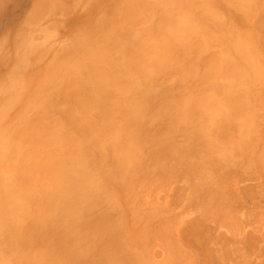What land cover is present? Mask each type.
I'll return each instance as SVG.
<instances>
[{
	"label": "bare ground",
	"instance_id": "obj_1",
	"mask_svg": "<svg viewBox=\"0 0 264 264\" xmlns=\"http://www.w3.org/2000/svg\"><path fill=\"white\" fill-rule=\"evenodd\" d=\"M234 3L241 4L238 5L241 6V8L234 7L237 10H232V8L230 9V6ZM214 4L220 7L222 6L227 12L228 16H230L232 20H234L238 24H241L242 26H246L248 24V20H250V23H252L250 16L251 18L255 17L254 19L256 20V17L259 15L257 18L258 22L255 21L258 26L256 27L254 24L256 28L253 27L254 29H251L257 30L258 27L261 26L259 29L261 30L262 28V30H264V27H262L264 26V12H261L264 11L262 10L264 6H261L264 5V0H0V264H153L154 262L150 263V260L146 257V259L143 260L144 256L140 255L141 252H139V254L135 253L138 248L136 247V249L134 245H132L133 243L131 244V241L128 240L123 234L126 230H123L125 225H123L124 227L122 228V223L124 224L125 222L121 223V221L119 220L116 221L115 219H110V216H113L114 214L112 212L113 209H111L112 213H110L109 205L107 208V204H105V202L107 200L108 202L110 201V196L112 197L113 192L108 189L105 183L102 182L101 184V182H98L100 172L104 170V173L108 171H110L111 173L113 172L112 167L124 166L126 165L128 160L131 159V162H134L133 164L136 170H139L140 174L143 175V178L152 176L149 173L152 174V172H154L157 173V177L158 173H160L159 175L161 178L165 177L166 179H168V177H166L168 174L166 173L170 170L172 172L176 170L175 172L178 171L177 173L179 174V176L178 174H176V176L174 175L175 173H171L173 175H170L172 179L174 176L179 177L180 179V175H184V177H181L182 179L185 178V176H188L187 179L191 176L190 178H192V180L188 179L187 181V179H185L186 182H188V184L192 183L194 184V186L195 184H197V187H192V184H190L191 187L189 186V193H191L193 190L194 192L192 193H199L201 192L200 190H203L202 192L207 191L208 193L206 192V195H208L210 192L217 193L221 190V188H223L226 181L233 180L230 176L228 177L227 175V177L229 178L228 179L226 175L223 174L225 172L224 168H226V174L230 173V175H232L233 177V172L235 170H241V168L238 169L239 167L236 164L241 166L243 164L246 165L253 162L252 158L249 160L252 155H249L248 158V155H246L245 153L248 152L249 154L250 148L253 145L255 146V143L259 142L258 140L261 137L257 134V136L260 138L256 139L257 141L254 138L257 137L256 133L258 132V127H256L255 129V135L250 134V131L248 130L247 131L249 132V134L245 132V127L250 125L248 123H250L253 118H257L255 115H253V113L248 112L250 110L248 108V105L250 104L246 103L248 99L246 100V102L243 101L246 99V97L243 99V95L245 93L243 92V90L242 94L241 90L245 89V86L244 88L238 86L240 85V82L242 83L244 81V79L247 80L246 78H244L246 77V75H244L242 68H238L239 63L236 59L235 61L231 55H229L230 59H232L231 62L233 63L234 60V62H236L234 63V65L237 64L236 66H234L233 64L231 65V63L229 66H227L228 61H230L228 60L229 56H226V59L223 53L222 55L225 58H223V60L228 61L222 62L223 60L220 57L222 56L221 53H219L220 56H217V52L221 51L220 49L222 48H220L219 50L216 49L217 55L215 56L213 54V51H211L213 58L216 56L218 58L220 57L219 59H221L222 61H219L220 65L221 62L223 63L222 67L218 64V59V63L216 65V60L214 61L215 58L213 59L212 55L210 56V54H207V56H205V54L204 57L206 58L204 60V57L202 56L203 53L201 51L202 49L198 48L201 44H203V46H207L204 43H199L200 40L201 42H206V39H203L205 36L204 34H206L204 33V26H206V23L214 25L221 23V18H218V20L213 15L216 12V16L219 17V15H217V9L213 11L211 10L212 13L209 12V9H211ZM244 4L246 5L243 7ZM204 5H209L212 7H207L209 11H204ZM231 7H233V5ZM257 9L261 10H259V12H256L258 11ZM208 14H210L212 18L214 17V22L209 21L211 17ZM251 14H253V17ZM260 16L261 20H259ZM218 26L219 24L217 25V27ZM219 29L220 31L224 30H221V26ZM196 30H200V33L198 31L196 32ZM252 30L248 29L247 31L250 33ZM256 30L252 32L255 33ZM245 31L246 30H244V32ZM258 31L259 30H257V33H255L256 35H252L256 37L259 33ZM226 32H228V30ZM197 33L199 34L197 35ZM222 34L224 35V32ZM246 34L249 35V38L251 37V34ZM202 35L204 36L202 37ZM262 35L263 34H261V36ZM196 36H200V39ZM215 36L217 38L220 37H218L217 35ZM194 37H196L197 39ZM262 37V39H264V35ZM192 38L193 40L191 41ZM253 38L254 37L249 39H252L251 44L254 43ZM196 40H199V44ZM246 40L247 39H245V42ZM213 41H210V43H213ZM194 42L199 45L197 49ZM256 42L258 41L256 40ZM256 42L255 45H258L259 43L256 44ZM259 42L262 43V41ZM248 43H250V41ZM224 45L226 44L224 43ZM203 46L201 45L200 47ZM260 46H262V44ZM254 47L258 48L259 45ZM193 48H195L196 50ZM206 48L210 49V47H204L203 49ZM263 48L261 47L260 49L264 50ZM256 50L258 51V49ZM193 51H195L194 53L199 54L196 55L193 53ZM203 51L205 53V50ZM191 53L192 57L190 56ZM200 53L202 54L200 55ZM225 54L228 55L227 53ZM193 55L196 61H199L197 59L199 55L201 57H199V59L202 60L200 61V64H198L200 67L195 64L198 68L196 69V71L192 68L195 67L194 64H192L193 66L187 65L190 64V62H193L188 61L190 60V58H193ZM209 58H211L213 61H210ZM182 61L184 62V64L181 63ZM205 61L206 63L208 61L209 62L207 64H204ZM180 63L182 66L180 65ZM201 65H205V67L207 65L209 66L207 69V67L205 68L203 66L201 68ZM176 66L178 67L176 68L177 71L175 70L176 74H174V69ZM180 67H183L182 72H178V69H180ZM200 68L201 70H203L201 71L202 75L199 74ZM203 68L206 72H204ZM171 69L173 70V72H166L167 70L172 71ZM230 69H234L236 71V74L233 73L235 71L232 70L231 72ZM157 72L160 73L158 74ZM183 72L184 74L187 73V75L185 76L184 74H182ZM153 73L158 76L155 77ZM166 73L167 75L168 73L170 75L171 73H173L172 75L179 76V79L176 77L177 88L179 87L178 82H186L185 84L180 83L181 89L186 88V91L187 83L190 85L195 79L196 85H194V83L193 86L191 85L190 87L187 85L190 89L193 87L194 89L192 88L193 90H191L195 91V93H197V91L199 92L200 90L203 91L204 89L206 91L207 89L205 86L207 83L208 87H210L211 84L210 88L214 91L209 90L208 88L210 93H204H207V95H204L203 93H197L196 95L192 93L188 88V90L190 91L189 96V91H186L185 93V91H183V89H179V87L178 89L179 91H181L180 93L179 91H175L178 89L174 85L175 81H172L173 76L171 78V76L168 75L170 76V79H166ZM189 73H191L192 75ZM150 74H153L152 76H154V78L151 77L152 79H154L151 82L148 80L150 79L148 77ZM163 75H165L166 77H162ZM188 75L190 76V78L188 77ZM195 75H200L199 79L201 80L202 78V80L204 81L202 82L197 79L196 82L197 76ZM260 75H262V79H264V73L261 74L260 72L259 77H261ZM191 76L194 77V79ZM160 77L161 80L159 79ZM186 77L191 81L189 80V82H187L188 80ZM155 78H158L160 81L156 80ZM213 78H216L217 81H215L216 79L212 80ZM219 79H222L221 82L225 80L227 83L225 81L221 83ZM232 79H234V81H232ZM237 79H239V81ZM142 80H144L145 83ZM146 80H148V83L146 82ZM162 80L164 81L161 82ZM167 80H170L171 83L174 82V84L172 83L171 85L170 83H168L170 84L168 85ZM211 80L215 82L210 83ZM236 80L237 82H239V84H236ZM158 81L159 84L163 85V87L165 88H163L161 85L159 87V84L157 83ZM218 81L220 83H218ZM153 82H155L153 85H155L156 87L151 86L149 88L147 84L149 85V83L152 84ZM201 82H206V84L204 83V85ZM165 83L168 86H166ZM197 83L201 84L198 85ZM219 84H222V86H220ZM197 85L199 87L202 85V87H200V90ZM203 85L205 87L204 89H202ZM73 86L75 87L73 88ZM116 86L118 87L115 88ZM169 87H172L173 90ZM196 88L197 91L195 90ZM69 89L72 90L69 91ZM115 90H118L120 92L123 91L122 93H128L129 97H125L127 96V94H123L122 97L125 98H119L118 100V94ZM130 90H134V92L136 90L135 94L133 92L129 95ZM182 91L185 93V96H183ZM254 91H256V89H254ZM137 92H139L140 94H138ZM177 92H179V94H177ZM247 93L248 92H246L245 96L247 95ZM131 94L134 95L132 96ZM192 94H194L195 96ZM186 95L187 99H185ZM130 96H132V98ZM188 96L190 97V99L188 98ZM245 103L248 107L245 105ZM255 107H257V105H255ZM263 108L264 107H261L262 111H264ZM247 109L249 110L247 111ZM115 111L119 112V115L121 116L120 121H118L116 117H114L116 113ZM148 111L150 112L148 113ZM250 111H252V109ZM255 111L256 110H254V112ZM153 113H155V115L157 114V116L154 117ZM244 113H248V119L244 118ZM147 114H150V116H152L153 118H147ZM258 115L259 114H257V116ZM261 115L262 114L260 113V116ZM248 116L246 115V117ZM251 116L254 117L252 118ZM149 118H152V120H154V123L149 120ZM254 119L252 121H259L258 119ZM148 121H151L150 123H152V128L151 124L148 123ZM155 122L158 124L155 129H163L162 131L160 130L161 132L158 131L159 134H154L156 132V130L154 129V125L156 126ZM236 122H238L241 127H239ZM235 123L237 125V132L239 128L241 131V134L237 133V135L239 134L238 139L234 138V135L236 134L231 133V131H233V127H235L233 126V124L235 125ZM159 124H163V128L161 125V128H159ZM148 127L149 129H147ZM150 128L152 130L154 129L155 132H152ZM248 129L250 130L253 128L248 127ZM147 130H149V132L154 135H151L150 133L148 134ZM253 132L251 130V133ZM183 133L186 134L188 141L184 138H181ZM245 135L254 136V139L251 136L248 138L249 140L250 138L255 140L254 144H252L253 141H249L248 139H246ZM178 137L179 141L176 142L174 139ZM183 139L188 142L187 145H185L186 142H184ZM147 140L149 142H147ZM182 140L184 143L180 142ZM146 142L150 144V148H153L152 150L149 149L150 151L146 150L149 153H145L146 156L150 154L151 160H149V157L148 159H146L149 160V162L152 161L151 164L153 168L148 167L149 164L148 166H146L145 163L143 165V161L140 158L142 157V155L143 158L146 157L144 153H142L141 155L136 154V150L139 147L141 148V145L144 143L146 146ZM219 142H221L222 144H219ZM249 142H251V144ZM152 144L157 148L154 149L155 146L152 147ZM190 144L193 145L190 146ZM262 145L263 143L261 142V146ZM253 147L251 149H253ZM255 148L256 146L254 147V150ZM137 155H140V158ZM262 157L264 158V156ZM247 159L248 162L246 161ZM259 161H261V159ZM235 165L238 168H235ZM231 168L232 170L234 168L232 174L231 172H229L231 171ZM198 169L199 171H197ZM203 169H207V171H204ZM179 170H182L184 174L182 173V171H180V174ZM200 170L204 171L203 173H211L207 174L208 177L204 174L208 178H206L207 181H204L205 176L203 175V173H200ZM195 171L197 172V174L200 173L199 176L195 175ZM221 171L223 173H221ZM214 173H217V176ZM247 173L250 174V172L248 171ZM253 173L251 175H253ZM108 174L106 173L107 177ZM201 174L203 177L201 176ZM213 174L215 175V177ZM223 175H225V178H222ZM237 175H239V173ZM113 176L116 178L115 175ZM200 176L203 178V180ZM109 177L111 178V174ZM197 177L200 180H197ZM218 177L222 180H226L227 178L226 181L223 180L224 182H222V187H219V185L222 183L221 180H217ZM238 177H240V175ZM127 179L131 181V179ZM189 180L191 181L189 182ZM194 180L196 183H193ZM175 181L176 178L172 182ZM218 181L220 182L218 183ZM231 181H228V183L231 184ZM211 182L214 183V186H216L215 188H211L212 186H209L212 185ZM205 184L206 187L200 188V186H205ZM235 185L237 188V182H235ZM208 186L209 190L214 189L215 191H209ZM227 186L226 189H229V187L227 188ZM233 186H230V189ZM248 187L249 186L245 187L247 188L245 189L246 191L248 190ZM184 188L185 187L183 186V190ZM254 188L255 185L251 189ZM223 189L225 190V186ZM223 189L221 190L222 192H218L217 195H224L225 193L228 194V191H224ZM233 189L234 187L232 188V190ZM126 190H128V188ZM180 190L178 188L179 192H183L181 188ZM239 190L240 189H238V191ZM245 190L243 192H245ZM97 192L98 194H96ZM182 194L181 196H183ZM249 194L247 198H250L253 195L251 193V195L249 196ZM193 195L194 194H191V196ZM235 195H227L226 197L230 198L233 196L235 199ZM243 195L244 194H242V196ZM254 195H258V192ZM103 196H105L106 199H109H105V201ZM184 196L186 197V194ZM213 196L215 195L212 194L211 196H209L207 201H205L206 199H204L203 197L199 198V200L202 199L201 201H203V203L200 201L199 205H193H198L201 207H199L201 210H197V213L201 211V215L205 213L217 219L221 217L224 218L225 214H230V216H232L231 212H237L236 209L234 211H231L233 207L230 208V203H234L232 201L233 197L230 198V202L228 201L229 198L227 199L229 203L227 205V203H222L223 199H219L221 200V204L217 202L219 200L215 201L216 203L210 201L209 199L211 197V199H213ZM237 196L239 197L238 194ZM195 197L196 196L194 195L193 197H191V199ZM197 197H199V195ZM175 198L176 197H174V199ZM179 198H176L175 200L178 199L179 202ZM187 198L189 197H186L185 200H188ZM182 199H180V202ZM195 199L193 200L197 202L198 199ZM236 199V202H238V200H240V197L239 199ZM103 200L105 201L104 203ZM161 200L163 199L161 198ZM173 200L171 199L170 203ZM209 202H212L213 206L215 204V207L217 203L220 207L222 206V204L227 205L226 207L228 208H224L225 206H222L223 210H221L225 214L223 212L219 213L217 210L213 212L214 210L212 209H214V207L212 206V203H210L211 205L209 206H212L213 208L207 206ZM224 202L226 201L224 200ZM249 202L245 203L247 205V208H249ZM110 203L113 202L110 201ZM159 204L158 206L155 205L154 209L158 208L160 206ZM203 204L207 205L204 206ZM96 206H100L106 212H104L100 207H98L100 208V210L95 209ZM233 206L236 207V205ZM151 207L153 206L151 205L150 209ZM168 207L169 206H166V208ZM220 207L218 208L221 209ZM117 208L119 207L117 206ZM197 208L198 207H196V209ZM208 208L212 209L209 210ZM240 208L242 209V207ZM92 209L94 210V212ZM207 209L210 212H213V214L211 215L207 213ZM225 209L228 210L227 213ZM91 210L94 214L99 213V215L95 214V216L94 214H92ZM96 210H102L101 212L103 213L98 211L95 212ZM107 210L109 216L107 215ZM184 210L186 211V209ZM229 210L231 212H229ZM158 211L156 214L159 216L160 213ZM164 211L162 212L165 213L166 211ZM244 211L245 210H243V212ZM249 211L250 210L246 212ZM154 212L156 211L154 210ZM216 212L218 213V217L214 216L216 215L214 214ZM253 213L255 214V212ZM219 214H221L220 217ZM238 214L236 215L237 217L234 216L235 214L233 215V217L237 219ZM254 214L251 215L250 212L248 217L250 218V215L254 216ZM157 215H155L154 217L156 218ZM163 216L165 218L167 217L164 214ZM163 216H161L160 218H163ZM230 216H226L227 222L229 218L231 219ZM114 218L116 217L114 216ZM165 218H163V220ZM204 218L200 219L203 220ZM246 218L245 222H247ZM168 219L169 221L171 220L169 217ZM200 219L196 218L197 221H199ZM155 220H152L150 224H152ZM196 220H194L193 218V220L190 219L188 222L192 221L193 225H191L194 226V222H196L195 225L198 223ZM213 220L215 221V219ZM241 220L242 218L239 221ZM164 221L165 222L162 221V224L165 223L163 225L169 227L165 228L166 230H164L167 232L170 229L171 232L172 230L170 224L172 220L170 222L168 221V225L166 224V220ZM222 221H224V219H221L220 223H222ZM157 222H159L160 224V221ZM206 222L207 221H205V224ZM229 222L234 221L232 220ZM229 222L226 224L227 226H230L232 224L231 223L229 225ZM220 223L217 224L220 225ZM224 223L225 222H223V224ZM236 223H238V225H241L238 221ZM199 224L201 226V223H198L197 225L199 226ZM139 225L141 226V224ZM187 225L188 227H190L189 224L184 225L185 229L183 232H193V229L191 228L192 226L188 228ZM232 225L235 224L233 223ZM157 226L158 224L156 225V227ZM200 226L199 228H203ZM231 227L235 228L237 226H230V229ZM240 227H242V225ZM162 228L163 227L159 229ZM122 230L123 233H121ZM195 230L196 232L191 233L193 237L191 236V234L187 233L188 237L186 238L185 234L184 237L188 240V242L189 240H192V238L195 241H191L189 242V244L187 242L188 245H186L189 246L190 243L191 245L192 243H199L197 244L198 248L194 247L195 250L197 248V251L201 250L200 247L202 246L204 248L205 243H207V246L209 247L210 245L207 240H209L211 235L206 240V236L200 235V233L203 230L201 234H206L210 229H206L207 231L205 232V228L197 230L196 226V229H194V231ZM233 231L235 232L237 231V229H233ZM233 231L231 232L233 233ZM221 232L223 231H220V233ZM153 233L155 234V232ZM195 233H199V237L197 235V237L194 238V236H196ZM220 233L218 232V236H220V238H217V235L214 233L215 238L218 239V242L221 241L219 239L223 238V241H221V243H225V240L228 237H224L225 233L223 234V237H221V235H219ZM238 233H240V231ZM252 233L253 232H251L250 234L253 235ZM120 234L121 236L119 237ZM166 234L168 235V232ZM206 235L208 236L209 233ZM241 235L239 236L241 237ZM122 236L125 238H123ZM169 236L171 237L172 234L166 236L170 240L171 238ZM173 236L172 240H175ZM179 236L181 237L182 235ZM234 236L233 241L235 239L237 240V238ZM189 237L192 238L190 239ZM201 237L202 239H204L205 237V240H202ZM128 238L130 239V237ZM161 238L160 240H162ZM185 238L184 240H182L183 244L186 243ZM217 239H213L212 237L211 240L210 238V244H212V242L215 240L216 246L218 248H220L221 246L220 249L225 248V252L233 248L232 245L230 248H227L229 247L227 245L225 247H222L223 245H221L220 242V246H218L219 244H217ZM169 240L167 241L169 242ZM252 240L250 241L249 239H247V241H250V243L252 242ZM203 241L204 245L201 244L203 243ZM241 241L242 240H239V243L238 241L234 242L242 244L243 241ZM141 243L143 244V242ZM170 243L172 242H169V245L171 246ZM214 243L213 245H215ZM257 243L259 244V242ZM166 244L167 242H165L164 245ZM172 244H175V242ZM245 244L247 245V243ZM213 245H211L212 250L214 249V247H212ZM228 245L230 244L228 243ZM172 246L174 247V251L175 249H178L177 245L176 247L175 245ZM207 246H205V248L209 249L210 247L208 248ZM248 246H250V244ZM173 247H170L169 251H171ZM217 247H215V249L213 250V252L216 250L218 254L217 257L216 254H212L214 257H216V259H219L218 257L221 258V256L225 257L223 255L226 254V258L230 259L231 255L235 256L234 254L242 252L240 251V249L238 250V248L234 246L235 249L233 248L231 253L236 251L235 253L228 255V253H223L221 250V253H223L222 255L220 254V249H217ZM7 248L10 252L9 255L6 254ZM211 248L209 249L210 252L207 251V253H212ZM251 249H253V247H251ZM178 250L175 251V254H172L176 255L178 253ZM197 251L195 253H197ZM204 251L205 249L203 250V253ZM201 252L202 251L198 252L195 255V260H198L199 256L197 255L199 253L203 255V253ZM207 253L205 252V254ZM180 254H182L183 256V252H181ZM237 254L235 256V259L233 258L234 260H236ZM212 255H203V258L204 256L209 258L212 257ZM242 255L245 256L246 254L243 253ZM177 256L174 257L177 258ZM246 256L248 257L249 255ZM262 256H264V254ZM214 257L211 258L213 263L210 258L206 259V261H211V264L217 263L216 261H218L217 264H219L220 262H222L221 260H224V262L225 260L229 261L226 258L216 260ZM242 257H238L239 261L244 258ZM181 258L182 257L180 255V258L178 257V259H175V262L177 260L179 262ZM248 258H246L245 260H247ZM185 259L186 258L184 257V260ZM251 259H249V261H252ZM146 260H148L149 262H146ZM257 261L258 260H256L255 262ZM175 262L173 263L175 264ZM236 262L238 261L236 260ZM239 263L243 264L242 262ZM200 264H202V262ZM205 264H210V262H206ZM250 264H252V262Z\"/></svg>",
	"mask_w": 264,
	"mask_h": 264
},
{
	"label": "rangeland",
	"instance_id": "obj_2",
	"mask_svg": "<svg viewBox=\"0 0 264 264\" xmlns=\"http://www.w3.org/2000/svg\"><path fill=\"white\" fill-rule=\"evenodd\" d=\"M236 3H234V4H232L233 5V7H231L230 6V9L232 8V10L234 9V10H237V9H235L236 7H240L241 8V6H238V5H241V4H236ZM246 4H244L243 5V7L245 6ZM262 7L264 6V5H261ZM211 8L212 6H206V5H204V11H206V10H208V8ZM235 7V8H234ZM242 7V8H243ZM219 8V9H218ZM217 9V10H216ZM210 10V11H209ZM208 11L209 12H211L212 13V11L213 10H216L217 11V15H219V17L218 16H216V12L213 14L214 15V17H216L217 19L218 18H221V23H218L219 24V26L217 27V25L218 24H216V25H214V24H210V23H206V26H204V33H206V34H204V35H202V37L204 36V38L203 39H206L205 41L206 42H204V41H202L201 42V40L199 41V40H196L197 41V43H198V41H199V43L201 44V43H204V44H206L207 46H203V44H201L203 47H200L199 45H197L195 42H194V44L196 45V49H197V47L199 48V49H202L201 51H202V53H200V55L202 54V56L204 57V55L205 56H207V54H210V56L212 55V53H211V51H213V54H214V56L215 55H217V53H218V55L217 56H220V54L219 53H221V55H222V53H223V55L225 56V58L227 59V57L229 56V55H231L233 58H234V60L236 59L237 60V62L240 64H238V68H242V70H243V73H244V75H246V77H244V78H246L247 80H245L244 79V81L241 83L240 82V85H238L239 87H243L244 88V86H245V89H240L241 90V92L243 91L245 94H246V92H248L247 93V95L245 96V94L243 95V99L246 97V99L245 100H243L244 102H246V100L248 99V101H250V102H246V103H248V104H250V105H248L247 106V104L245 103V105L251 110L252 109V111H250L249 109H247V111L248 112H251V113H253V115H255L257 118H255L256 120L258 119L259 121H252L254 118V116L252 117V118H250V119H252L251 121H250V123H248V124H250L249 126H246L245 128V132L247 133V134H249V132L248 131H250V134H254L255 135V133H256V127H258L257 129H258V132L256 133V136H257V134L261 137H254V136H251L252 138L254 137L255 138V140L256 139H258V138H260L258 141L259 142H257V143H255L256 145V148H255V150H254V147H253V149H251L250 148V150H249V154H248V152H246L245 154L246 155H248V158H249V155L251 156L252 155V157H250L249 158V160L252 158V163H248V164H243V165H238V164H236L235 166V168H238V169H240L241 168V170L239 171L238 169V171H234V168H233V170H232V168H231V171H229V172H231V174H232V171H234L233 173H234V176L232 177V175H230V173L229 174H226V168H224V173L221 171V173H223V174H225L226 175V177H227V175H228V177L230 176L233 180V183H232V181L231 180H228V181H231L230 183L231 184H229L228 183V181H226L227 180V178H226V180L225 179H223L224 181H226L225 183H227L228 184V186H227V184H225L224 183V186H225V190L226 191H228V194H226L224 191V186H223V183L222 182H224L222 179H219V177L217 178V180L219 179V180H221V183L222 184H220L219 185V187L222 185L223 186V188H221V190L223 189L224 191V193L226 194V196L227 195H232L233 194V196L235 195V199L236 198H238L239 199V197H240V200H238V202H236V200L234 199V197H233V199H232V201L234 202V203H230V208H232L231 209V211L233 210H237V212H235V213H233V212H231L230 210H229V212H231V214H232V216H230V214L229 215H227V214H225L223 211H221V210H223V207L222 206H225L224 208H228V207H226L229 203H228V201L229 200H231L230 198H232V197H226L225 196V194L224 195H222V194H219V195H217V193L218 192H222L221 190L220 191H218L217 193L216 192H210L208 195H206V192L204 191V192H202L203 190H200L201 192H197V193H192V192H194V190L191 192V193H189L190 192V187H191V185L190 184H192V183H190V184H188V182H186V180L185 179H187V177L185 176V178H181L182 176L184 177V175H180L181 177H180V179H179V177H176L177 175L176 174H178L177 172H175L174 170V172H172L171 170L169 171V172H165L166 174H168L166 177H168V179H166L165 177H160V173H158V177H157V173H154V172H152V174L151 173H149L150 175H152V176H149L148 178H146V177H144L143 178V175H141L140 174V172H139V170L137 171L136 170V168H135V166H134V162H131V159H129L128 160V162L126 163V165H124V166H114V167H112V170H113V172H111L110 173V171H108V172H106L107 174H108V177H107V175H106V173H104L105 171L104 170H102V172H100V175H99V177H98V182H101V184H102V182L103 183H105V185H107V187H108V189L111 191V192H113V194H112V197L110 196V201L111 202H113V203H110V201L108 202V200L107 199H109V198H105V196H103V198H104V200L106 201H104L103 200V203L105 202V204H107L106 206H107V208H108V205H109V212L110 213H114L113 214V216H110V219H112V220H116V221H121V223L122 222H125L124 224L122 223V228L124 227L123 225H125V227H124V229L123 230H126V231H124V233H123V230L121 231V233H123L124 235H125V237L128 239V240H130L131 241V244L132 245H134V247L137 249V251L135 252V253H137V254H139V252H141L140 253V255L141 256H144V258H143V260H145L146 258L147 259H149L150 260V263L152 262H154L153 264H174L173 262H175V259H178V257L180 258V255H181V260H179V262H178V260L175 262V264L177 263V264H200L201 262H202V264H205L206 262H210V264H211V258H213L214 256V254H216V257H217V252H216V250L213 252V250L215 249V247H217L216 246V241H215V243H214V241L212 242V244H210V238H211V240H212V237H213V239H217L218 237L220 238V236H218V232L220 233V231H223V232H221L219 235H221V237H223V234L225 235L224 237L225 238H227L226 240H225V243H221V241H223L222 239H219V240H221V241H219L220 243H221V245H223L222 247H225L226 245L227 246H229V247H227V248H230L231 247V245L233 246V248L235 249V247L236 248H238V250L240 249V251H242L243 253H245L246 255H249L248 257L246 256V258H248L247 260H245L246 258H245V256H243L242 254V252H239L238 254L239 255H241V256H239L237 253V258H236V260L238 261V262H236V260H234L235 259V256H236V254H234L235 256H232L231 254H233V253H235V252H232L231 253V251H232V249L230 250L229 249V251L227 250L226 252L224 251L225 250V248H223V249H220L221 248V246H220V244H219V242H218V239H217V244H219L218 246H220V248H218L217 247V249H220V254H222L223 255V253L225 252V253H228V255H231L230 256V259H228V258H226V256H227V254L226 255H223V256H225V257H222L221 256V258L223 259H228L229 261H227V260H225V262H224V260H221V258L220 257H218L219 259H216V257H214L216 260H221L222 262H220L221 264H230V263H232V264H234V263H236V264H240L239 262H242L243 264H244V261H245V264L246 263H248V264H250L251 262H252V264H264V256H262L263 254H264V250H263V248H264V241H262V240H264V158L262 157V156H264V152H263V149H264V114H263V112L264 111H262V109H261V107H264V79H262V75H260L261 77H259V74H260V72H261V74H263L264 73V50H261L260 48L262 47L263 48V40L264 39H262L263 37V35H264V30H262V28H261V30L259 29L261 26H259L258 27V29L257 30H259L258 32V35L255 37V36H253L252 34H255V33H257V30H256V32L255 33H253L252 31H255V30H252L251 28H256L257 26H258V24L256 23V22H258L257 20V18H258V16L256 17V20L254 19V18H251V16H250V19H251V21H252V23H250V20H248V24L246 25V26H242L241 24H238V23H236L234 20H232L231 18H230V16H228V14H227V12L225 11V9L221 6H217V5H215L214 4V6L211 8V9H209ZM212 10V11H211ZM221 10V11H220ZM258 10V9H257ZM259 10H261V9H259ZM259 10L258 11H256V12H259ZM262 10H264V8L262 9ZM261 12H264V11H261ZM260 12V13H261ZM207 13V12H206ZM210 13V14H211ZM210 14H208L210 17H211V19L209 20V21H211V22H214L213 20H214V17L212 18V16L210 15ZM223 14H225V15H223ZM257 14H259V13H257ZM252 15V17H253V14H251ZM262 15V14H261ZM224 18H226V19H224ZM253 19V20H252ZM219 20V19H218ZM259 20H261V16L259 17ZM217 21V20H216ZM256 21V22H255ZM231 23V24H230ZM226 24V25H225ZM254 24H255V26H254ZM249 25H251V26H249ZM210 26V27H209ZM212 26H214V27H212ZM220 26H221V30L222 29H224V30H222V31H220ZM231 26V27H230ZM218 29H217V28ZM227 27V28H226ZM237 27V28H236ZM262 27H264V26H262ZM207 28H210V29H207ZM216 28V29H215ZM226 28V29H225ZM234 28V29H233ZM253 28V29H254ZM215 29V30H214ZM239 29V30H238ZM242 29V30H241ZM252 30L250 33L247 31V30ZM211 30V31H210ZM228 30V32H226ZM244 30H246L245 32L246 33H248V34H251V37L250 38H252V37H254L253 39L255 40H253V42L254 43H252L251 44V41H252V39L251 40H249L250 38H249V35H247L245 32H244ZM198 30H196V32H197ZM234 31V32H233ZM199 33H200V30L198 31ZM210 32H212V33H210ZM224 32V35L222 34ZM237 32V33H236ZM240 32H241V34H240ZM199 33H197V35L199 34ZM215 33V34H214ZM230 33V34H229ZM263 34L262 36H261V34ZM238 34V35H237ZM196 35V34H195ZM214 35V36H213ZM215 35H217L219 38H217ZM224 37H223V36ZM226 35V36H225ZM256 35V34H255ZM201 36V35H200ZM200 36L198 37V36H196L197 38H199L200 39ZM222 36V37H221ZM240 36H244L243 38L242 37H240ZM260 36V37H259ZM196 37H194V38H196ZM215 37H216V39H215ZM226 37V38H225ZM234 37H236V38H234ZM196 38V39H197ZM224 38V39H223ZM234 38V39H233ZM256 38V39H255ZM215 39V40H214ZM218 39H220V40H218ZM226 39H227V42H226ZM230 39H232V40H230ZM245 39H247L246 40V42H245ZM262 39V40H261ZM193 40V38L191 39V41ZM214 40V41H213ZM236 40V41H235ZM256 40L258 41V42H256ZM210 41L212 42L213 41V43H210ZM220 43H218V42ZM235 41V42H234ZM250 41V43H248ZM259 41H262V43L261 42H259ZM217 42V43H216ZM230 42V43H229ZM238 42V43H237ZM243 44H242V43ZM255 42H256V44L257 43H259L258 45H259V47L258 48H255L254 46H258V45H255ZM192 43V42H191ZM198 43V44H199ZM224 43L226 44V45H224ZM237 43V44H236ZM246 43V44H245ZM262 44V46H260L261 44ZM213 44V45H212ZM232 44V45H231ZM194 45V46H195ZM212 45V46H211ZM221 45V46H220ZM240 45H242V46H240ZM214 46H215V48H214ZM220 46V47H219ZM240 46V47H239ZM204 47H210V49H203ZM213 47V48H212ZM227 47V48H226ZM212 48V49H211ZM220 48H222V49H220ZM238 48V49H237ZM193 49H195V48H193ZM195 49V50H196ZM198 49V50H199ZM216 49H220L221 51H219V52H217L216 53ZM226 49H227V51H226ZM228 49H230V50H228ZM256 49H258V51L256 50ZM264 49V48H263ZM203 50H205V53H204V51ZM214 50H215V52H214ZM217 50V51H218ZM223 50V51H222ZM239 50V51H238ZM244 50V51H243ZM256 50V51H255ZM231 51V52H230ZM241 51H242V53H241ZM248 51V52H247ZM195 51H193V53H194ZM198 52V51H197ZM208 52V53H207ZM210 52V53H209ZM254 52V53H253ZM225 53H227L228 55H226ZM249 53V54H248ZM194 54H196V53H194ZM199 53H197L196 55H198ZM238 54V55H237ZM240 54H242V55H240ZM251 54V55H250ZM200 55L198 56V60L199 61H196V59L194 58V55H193V58L191 59L190 58V60H188V61H193V62H190V64H187V65H191V66H193L192 64H196V65H198V64H200V61H202L201 59H199V57H200ZM223 55L222 56H220L221 57V59L223 60ZM244 55V56H243ZM191 57H192V53H191V55H190ZM214 57L213 58V55H212V58L214 59V61L216 62V65H217V63L220 65V61L219 60H221V59H219L218 57ZM227 56V57H226ZM202 57V58H203ZM258 57V58H257ZM201 58V57H200ZM205 58L206 57H204V60H205ZM224 58V59H225ZM229 59L228 60H230V61H228V60H221L222 62H224V61H228V63H227V66H229L230 65V63H231V65L233 64L234 65V63H236V62H234V60H233V63L231 62V60L232 59H230V56L228 57ZM244 58V59H243ZM256 58V59H255ZM210 59V61H213L211 58H209ZM217 59H218V62H217ZM255 59V60H254ZM208 60V59H207ZM206 60V61H207ZM235 60V61H236ZM239 60V61H238ZM194 61H195V63H194ZM206 61H205V63L204 64H207L206 63ZM199 62V63H198ZM221 62V67H222V63ZM243 62V63H242ZM247 62V63H246ZM257 62V63H256ZM182 64H184V62L182 61L181 62ZM181 63H180V65H181ZM213 63V62H212ZM250 63H251V65H250ZM255 64V65H254ZM178 65V64H177ZM179 65V66H180ZM196 65H195V67H192L193 68V70L195 69V71H196V69H198L197 67H196ZM209 65H210V63H209ZM209 65H207L206 67H207V69H208V66ZM237 64H235L234 66H236ZM254 65V66H253ZM182 66V65H181ZM184 66V65H183ZM199 66V65H198ZM202 66L203 67H205V65H201V68H202ZM224 66H225V64H224ZM233 66V67H234ZM178 66H176L175 67V69H174V74H176L175 73V70L177 71V68ZM200 67V66H199ZM205 67V68H206ZM174 68V67H173ZM172 68V69H173ZM183 68V67H182ZM181 67H180V69H178V72H182L183 71V69H182ZM201 68H200V75H202V73H201V71H203V70H201ZM228 68H230V67H228ZM232 68V67H231ZM259 68V69H258ZM171 69V70H172ZM204 69V68H203ZM169 70V69H168ZM166 71V72H173V70L172 71ZM192 70V71H193ZM233 71H235L234 69H232ZM232 70L230 69V71L232 72ZM229 71V70H228ZM263 71V72H262ZM198 72V71H197ZM204 72H206L205 71V69H204ZM156 73V72H155ZM158 73V72H157ZM160 73V72H159ZM158 73V74H159ZM164 73V72H163ZM186 73V72H185ZM233 73H235L236 74V71L235 72H233ZM257 73H258V75H257ZM154 74V73H153ZM153 74H150L148 77L150 78V79H148L150 82L152 81V80H154V79H152L151 77H153L154 78V76L155 77H157L158 75H155L154 74V76H152ZM162 74V73H161ZM165 74V73H164ZM173 73H171V75L168 73V75H170L171 76V78H172V76H173V80L172 81H175V84H174V82H172L174 85H175V87L177 88V84H176V77L178 78L179 76H175V75H172ZM178 74V73H177ZM182 74H184V72L182 73ZM181 74V75H182ZM189 74H191V73H189ZM232 74V73H231ZM235 74H233V75H235ZM166 75H167V73H166ZM167 75V77L165 76V75H163L162 77H166V79L167 78H169L170 76H168ZM180 75V74H179ZM185 76L187 75V73L186 74H184ZM192 75V74H191ZM199 75V76H200ZM195 76H197V75H195ZM199 76H197V78H196V82H197V79H199L200 77ZM188 77L190 78V76L188 75ZM192 77V76H191ZM143 78V77H142ZM175 78V79H174ZM187 78V77H186ZM193 79H194V77H192ZM191 78V79H192ZM156 79V78H155ZM160 80H161V77L159 78ZM158 78L156 79V80H159ZM164 79V78H163ZM170 79V78H169ZM179 79V78H178ZM177 79V80H178ZM182 79H183V77H182ZM216 79V78H215ZM214 78L212 79V80H215ZM260 79V80H259ZM148 80H146V82L148 81ZM159 80V81H160ZM187 82H189V80L190 79H188L187 78ZM200 80V79H199ZM198 80V81H199ZM210 81V83L211 82H215V81H217V79L215 80V81ZM221 80L222 79H219V81L221 82ZM238 81H239V79H237ZM237 80H236V84L238 83L239 84V82H237ZM143 82H144V80H142ZM159 81L157 82L158 84H159ZM164 80H162L161 82H163ZM168 82H167V84L168 83H170L171 85H172V83H171V81L170 80H167ZM180 81H181V79H180ZM183 81V80H182ZM191 81V80H190ZM200 81H204V80H202V78H201V80ZM218 81V83H220ZM225 80H223L222 82H224ZM232 81H234V79H232ZM242 81V80H241ZM246 81V82H245ZM251 81V82H250ZM201 82V83H202ZM207 82V81H206ZM206 82H204L205 84H206ZM221 82V83H222ZM226 82V81H225ZM250 82V83H249ZM145 83V82H144ZM148 83V82H147ZM146 83V84H147ZM155 82H153L152 84H150L149 83V85L147 84V86H149V88L151 87V86H154V87H156L155 85H153ZM181 83V82H180ZM180 83L178 82V85H179V87H180ZM186 83V82H185ZM185 83H181V84H185ZM193 83H194V85H196V83H195V79H194V81L192 82V84H188L187 83V85L190 87L191 85L193 86ZM200 83V84H201ZM204 83H202V84H204ZM209 83V84H210ZM227 83V82H226ZM255 85H254V84ZM157 84V85H158ZM166 84V83H165ZM166 84V86H168V85H170V84H168L167 85ZM198 84V83H197ZM200 84H198V85H200ZM204 84V85H205ZM208 84V83H207ZM207 84H206V89L208 90V88H209V90H213V89H211L210 87H211V84H210V87H208L207 86ZM213 84V83H212ZM224 84V83H223ZM241 84H243V85H241ZM244 84H246V85H244ZM252 84H253V86H252ZM160 85L161 84H159L158 86L160 87ZM186 85V87H187V90L186 91H189L188 90V86ZM197 85V86H198ZM204 85H203V88L202 89H204L205 87H204ZM220 86H222V84H219ZM249 85H250V87H249ZM258 85V86H257ZM157 86V87H158ZM162 87H163V85H161ZM183 86V85H182ZM219 86V87H220ZM257 86V87H256ZM75 86H73V88H74ZM118 86H116L115 88H117ZM161 87V88H162ZM175 87H173V88H175ZM178 87V88H179ZM194 87H196V86H194ZM199 87V86H198ZM200 87H202V85L200 86ZM199 87V90L201 89ZM236 87H237V85H236ZM239 87H238V89H239ZM163 88H165V87H163ZM170 88V87H169ZM177 88V89H178ZM193 88V87H192ZM191 88V89H192ZM260 88V89H259ZM170 89H172V87L170 88ZM179 89H181V87L179 88ZM179 89L178 90H175V91H179ZM183 89V88H182ZM181 89V90H182ZM186 89V88H185ZM185 89H183V91H185ZM190 89V88H189ZM190 89V91L192 92V93H194V94H196L197 95V93L198 94H204L205 92H208V93H210V91L208 90H206L205 91V89L202 91V90H200V91H202V92H198L197 91V88L195 89L196 91H197V93H195V91H192ZM254 89H256V91H254ZM259 89V90H258ZM70 90H72V89H69V91ZM173 90V89H172ZM239 90V91H240ZM246 90V91H245ZM250 90V91H249ZM116 92H117V94H118V100H119V98H125V97H129L128 96V93H122V92H120V91H118V90H115ZM114 91V92H115ZM127 91V90H126ZM137 91H138V89H137ZM182 91V92H183ZM186 91H185V93H186ZM190 91L188 92V94L190 93ZM214 91V90H213ZM252 91V92H251ZM120 92V93H119ZM134 92V90H130V92H129V95H130V93H133ZM135 92H136V90H135ZM135 92H134V94H135ZM140 92H141V90H140ZM158 92V91H157ZM180 93H181V91H179ZM179 92H177V94H179ZM212 92V91H211ZM243 92H242V94H243ZM138 94H140L139 92H137ZM137 93H136V96H137ZM184 92L182 93L183 94V96H185L184 94H185ZM257 93V94H256ZM123 94H127V96H125V97H122L123 96ZM133 94V95H134ZM176 94V93H175ZM181 94V95H182ZM187 94V95H188ZM194 94H192V95H194ZM258 95V96H256V95ZM132 95V94H131ZM132 95V96H133ZM187 95H186V98L185 99H187ZM204 95H207V93L206 94H204ZM132 96H130L131 98H132ZM136 96H134V97H136ZM189 96H190V94H189ZM188 96V98L190 99V97ZM195 96V95H194ZM193 96V97H194ZM193 97H191V98H193ZM183 98V97H182ZM251 98H252V100H251ZM258 99V100H257ZM189 101V100H188ZM259 101V102H258ZM185 102V101H184ZM261 102H262V104H261ZM258 103V104H257ZM255 105H257V107H255ZM259 105V106H258ZM254 106V107H253ZM246 107V108H247ZM259 110H258V109ZM153 110V109H152ZM254 110H256L255 112H254ZM263 110H264V108H263ZM151 111V110H150ZM150 111H148V113L150 112ZM116 113H115V116L114 117H116V119L118 120V121H120V119H121V116L119 115V112H117V111H115ZM153 112V111H152ZM155 112V111H154ZM257 112V113H256ZM156 113V112H155ZM155 113H153L154 114V117H156L157 116V114L155 115ZM260 113L262 114L261 116H260ZM151 114V113H150ZM150 114L147 116V118L148 117H152V116H150ZM245 115H243V116H245L244 118H249V116H248V113H244ZM257 114H259L258 116H257ZM246 115L248 116V117H246ZM250 115V114H249ZM117 116H120V117H117ZM153 118V117H152ZM152 118H149V120H151L153 123H154V120H152ZM242 118V117H241ZM249 119V120H250ZM254 119V120H255ZM260 119H262V120H260ZM148 120V119H147ZM159 120V119H158ZM157 120V121H158ZM150 121V122H151ZM149 121H148V123H150ZM239 122V121H238ZM238 122H236L237 123V125H239V123ZM236 123H235V125L233 124V126H235V127H233V126H231V127H233V131H231V129H230V131H231V133H234V134H236L237 135V133H239V134H241V131H240V128H239V130H238V132H237V125H236ZM151 124V128L153 127L152 126V123H150ZM155 124H156V126L154 125V129H155V127H157V123L155 122ZM254 126H252V125ZM161 124H159V126H160ZM148 126H149V124H148ZM162 126V128H163V124L161 125ZM161 126L159 127V128H161ZM239 127H241L240 125H239ZM248 127H251V128H253V129H248ZM259 127H260V129H259ZM150 128V129H151ZM147 129H149V127L147 128ZM154 129L152 130V132L154 131ZM235 129H236V131H235ZM150 130V131H151ZM156 130V132L154 133V134H156V133H158L159 134V132L158 131H162L163 129H155ZM248 130V131H247ZM251 130H252V132L253 133H251ZM148 131V134L150 133L149 132V130H147ZM160 131V132H161ZM183 132V131H182ZM261 134H260V133ZM245 133V134H246ZM147 134V135H148ZM151 134V133H150ZM154 134H151V135H154ZM157 134V135H158ZM179 134V133H178ZM238 134V135H239ZM163 135V134H162ZM176 135V134H175ZM174 135V136H175ZM236 135H234L235 137V139H238V135H237V138H236ZM150 136V135H149ZM179 136V135H178ZM233 136V135H232ZM246 136V135H245ZM250 136H246L245 138L246 139H248ZM180 137V136H179ZM179 137L178 138H175L174 140L176 141V142H178L179 141ZM240 137V136H239ZM263 137V138H262ZM181 138H184V139H186L187 140V136H186V134H184L183 133V135L181 136ZM253 138V139H254ZM183 139V140H184ZM253 139H251L250 138V140L249 141H253V143L252 144H254V142H255V140H253ZM181 140V139H180ZM183 140L182 141H180L181 143L183 142ZM188 141V140H187ZM187 141H185L184 140V142H186L185 143V145H187ZM257 141V140H256ZM147 142H149L148 140H147ZM146 142V143H147ZM183 142V143H184ZM261 142L263 143V145L261 146ZM150 143H151V141H150ZM250 144H251V142H249ZM154 144V143H153ZM152 144V145H153ZM219 144H222L221 142H219ZM144 145V146H143ZM149 145L150 144H146V146H145V143L144 144H142L141 145V148L139 147L136 151V154H142V153H144V155L146 156V154L147 153H149V152H147V151H150V150H152L153 148H150L149 147ZM183 145V144H182ZM193 144H190V146H192ZM155 145H153L152 147H154ZM259 146V147H258ZM262 148H261V147ZM144 147H145V152H144ZM147 147V148H146ZM155 148H157L156 146L154 147V149ZM260 148V149H259ZM150 149V150H149ZM142 150V151H141ZM147 150V151H146ZM252 150H254V151H252ZM251 151H252V153H251ZM146 153V154H145ZM151 153V152H150ZM242 153V152H241ZM140 155L138 156L139 158H140ZM144 156V157H145ZM148 157H149V160H151L150 159V154H148L145 158H143V155H142V157L140 158V159H142V161H143V165H144V163H145V165L146 166H148V164H149V166L148 167H150V168H153L152 167V161H150L149 162V160H147L148 159ZM245 157H247V156H245ZM147 158V159H146ZM263 158V159H262ZM261 159V161H259ZM240 160V159H239ZM243 160H244V157H243ZM141 161V160H140ZM247 162H248V159L246 160ZM251 162V161H250ZM259 162H261V163H259ZM140 163H142V162H140ZM253 164V165H252ZM244 165H245V168H244ZM248 165H250V166H248ZM227 166V165H226ZM231 166V165H230ZM247 166V167H246ZM251 166H253V167H251ZM233 167V166H232ZM242 167H243V169H242ZM179 168V167H178ZM248 168H251V169H248ZM134 169V170H133ZM180 169V168H179ZM253 169V170H252ZM178 170V169H177ZM204 170V169H203ZM223 170V169H222ZM228 170H230V169H228ZM245 170H246V172H245ZM252 171V173L254 172H256L255 174L253 173V175H251L252 173H251V171ZM255 170V171H254ZM129 171H130V173H129ZM154 171H155V169H154ZM180 171H182V170H179V172ZM197 171H199V169L197 170ZM201 171V170H200ZM204 171H207V169H205ZM204 171H201L200 173H203ZM209 171V170H208ZM244 171V172H243ZM247 171L248 172H250V174H248L247 173ZM135 172V173H134ZM240 172H242V173H240ZM125 173H126V175H125ZM154 173V174H153ZM173 173H175L174 175H176V176H174L173 177V179H172V177L170 176V175H172ZM182 173H183V171H182ZM195 173V175L196 176H199V174L200 173H198L197 174V172L195 171L194 172ZM208 173H210V172H208ZM208 173H203V175L205 174L206 176H207V174ZM227 173H228V171H227ZM239 173V175H240V177H238L239 175H237ZM248 175H247V174ZM110 174H111V178L109 177L110 176ZM180 174H181V172H180ZM184 174V173H183ZM211 174V173H210ZM210 174H209V176H210ZM214 174H216V176H217V173H214ZM213 174V175H214ZM218 174H220V173H218ZM113 175H115L116 176V178L113 176ZM142 177H141V176ZM204 175V176H205ZM213 175H211V176H213ZM225 175H223L222 176V178H225ZM140 176V177H139ZM173 176V175H172ZM178 176H179V174H178ZM193 176H194V174H193ZM201 176H202V174H201ZM200 176V177H201ZM204 177L205 179H204V181L206 180V178L208 177ZM221 176V175H220ZM191 177V176H190ZM188 178V179H191L192 180V178ZM203 177V176H202ZM201 177V178H202ZM214 177H215V175H214ZM213 177V178H214ZM127 178H129V179H131V181L130 180H128ZM175 178H176V181L175 182H172V181H174L175 180ZM194 178H195V176H194ZM136 179H137V181H136ZM141 179V180H140ZM146 179V180H145ZM149 179V180H148ZM164 179V180H163ZM166 179V180H165ZM172 179V180H171ZM182 179V180H181ZM188 179H187V181H188ZM208 179V178H207ZM210 179V178H209ZM215 179V178H214ZM214 179H211V180H214ZM229 179V178H228ZM236 179V180H235ZM238 179V180H237ZM179 180V181H178ZM180 180H181V182H180ZM191 180H189V182L191 181ZM197 180H200V179H198V177H197ZM202 180H203V178H202ZM210 180V181H211ZM217 180H216V182H217ZM130 181V182H129ZM170 183H169V182ZM203 181V182H204ZM207 181V180H206ZM209 181V180H208ZM133 184H132V183ZM200 182V181H199ZM220 181H218V183H219ZM235 182H237V188H236V185H235ZM163 183V184H162ZM168 183V184H167ZM172 183V184H171ZM193 183H196L195 182V180L193 181ZM202 183V182H201ZM208 183V182H207ZM214 183H215V181H214ZM214 183L213 182H211V184L212 185H209V186H212L211 188H215L216 186H214ZM129 184V185H128ZM136 184V185H135ZM150 184V185H149ZM157 184V185H156ZM217 184V183H216ZM177 185V186H176ZM197 184H195V186H194V184H192V187L194 186V187H197L196 186ZM208 185V184H207ZM233 185H235V186H233ZM252 185H253V187H254V185H255V188L254 189H251V188H253L252 187ZM101 186V185H100ZM183 186L185 187L184 188V190H183ZM190 186V187H189ZM209 186H208V190H209ZM221 186V187H222ZM226 186H227V188L229 187V189H226ZM230 186H233L234 187V189L232 190V188L233 187H231V189H230ZM247 186H249L248 187V190L246 191L245 189H247V188H245V187H247ZM202 187H206V184H205V186L203 185V186H200V188H202ZM218 187V186H217ZM262 187V188H261ZM101 188V187H100ZM128 188V190H126ZM178 188H179V190H180V188L183 190V192H179L178 191ZM251 190H250V189ZM167 189V190H166ZM187 189V190H186ZM193 189V188H192ZM204 189V188H203ZM217 189V188H216ZM238 189H240L239 191H238ZM177 190V191H176ZM186 190V191H185ZM196 190V189H195ZM198 190V189H197ZM214 190V189H213ZM212 189H210L209 191H213ZM231 190V191H230ZM245 190V192H243ZM174 191V192H173ZM181 191V190H180ZM199 191V190H198ZM215 191V190H214ZM229 191H230V193H229ZM234 191V192H233ZM238 191V192H237ZM256 191V192H255ZM140 192V193H139ZM180 193V195H179V193ZM257 192H258V195H254L255 193L257 194ZM100 193H102V192H100ZM178 193V194H177ZM183 193V194H182ZM208 193V192H207ZM246 193V194H245ZM250 193V194H249ZM251 193L253 194L252 196H254V197H248L247 198V196H248V194H249V196L251 195ZM96 194H98V192L96 193ZM177 194V195H176ZM181 194L184 196L185 194H186V197H189V198H187L188 200H185L186 199V197L184 198L183 196H181ZM191 194H194L196 197L195 198H197L198 199V201L196 202V201H194L193 199H195V198H193V199H191V197H193V196H191ZM215 195V196H213V199H209L210 201H212V202H214V203H216L215 201H217V200H219V199H223V201H222V203H227V205H223L222 204V206L220 207V206H218V203L219 204H221V200H219V201H217L218 203H217V205H216V207H215V204H214V206H213V203L212 202H209L208 203V205L207 204H205V205H207L208 207H214V209H212V210H214L213 212H215V210H217L219 213L221 212H223L224 214H225V217L224 218H215V217H212V216H210V215H207V214H205V213H203V215H201L202 213H201V211L200 212H198V213H200V214H198L197 213V210L199 211V210H201L200 208V206H198L199 205V203H200V201L202 200H199V198L200 197H203L204 199H206L205 201H207V199L209 198V196H211V195ZM237 194L239 195V197L237 196ZM241 194V195H240ZM242 194H244L243 196H245V197H243L242 196ZM262 194V195H261ZM104 195V194H103ZM165 195V196H164ZM173 197H172V196ZM176 195V196H175ZM179 195V196H178ZM188 195V196H187ZM199 195V197H197ZM163 196H164V198H163ZM217 196V197H216ZM237 196V197H236ZM139 197H140V199H139ZM172 197V198H171ZM174 197H176V198H179V202H178V199L177 200H175L174 199ZM161 198L163 199V200H161ZM182 198H184V199H182ZM244 198V199H243ZM246 198V199H245ZM142 199V200H141ZM173 200V201H176V202H173V201H171V203H170V200ZM180 199H182L181 200V202H180ZM203 199V200H204ZM227 199H228V201H227ZM243 199V200H242ZM248 199H250V200H253V201H250V200H248ZM192 200H193V202H196V203H193L192 202ZM196 200V199H195ZM208 200V201H209ZM224 200L226 201V202H224ZM242 200V201H241ZM248 200V201H247ZM182 201H183V203H182ZM186 201V202H185ZM251 203H250V202ZM114 202H115V205H114ZM202 203H203V201H201ZM230 202V201H229ZM235 202H236V204H235ZM242 202V203H241ZM247 202H249V204H248V206H249V208H247V205L245 204V203H247ZM143 203V204H142ZM145 203V204H144ZM160 203V204H159ZM162 203V204H161ZM172 203H174V204H172ZM202 203H201V205H202ZM207 203V202H206ZM210 203H212V206H209V205H211ZM102 204V203H101ZM105 204H104V206H105ZM158 204L160 205L159 207L162 209V208H164V209H162V211H164L165 213H163L162 211H161V209L159 210L158 208H155L154 209V206L155 205H157L158 206ZM180 204V205H179ZM183 204V205H182ZM196 204H198L197 206H193V205H196ZM231 204H232V206H231ZM153 206V207H151V209H150V206ZM162 205V206H161ZM169 206L170 207V209H169V207L168 208H166V206ZM186 205V206H185ZM204 205V204H203ZM204 205V206H205ZM233 205H236V207L235 206H233ZM238 205V206H237ZM244 205V206H243ZM114 206V207H113ZM117 206L119 207V208H117ZM147 208H146V207ZM156 206V207H157ZM203 206V207H204ZM207 206H206V208H207ZM98 207H100V206H98ZM97 206L95 207V209H99L100 210V208H98ZM102 207H103V205H102ZM185 207V208H184ZM196 207H200L199 209L197 208L196 209ZM218 207H220L221 209H219ZM240 207H242V209L240 208ZM186 209V211L184 210V209ZM194 208V209H193ZM206 208H205V210H206ZM238 208H240V209H238ZM245 208V209H244ZM94 209V208H93ZM92 209V210H93ZM102 210H103V208H101ZM106 209V208H105ZM111 209H113V211L111 210ZM152 210V211H150V210ZM156 211V212H154V210ZM159 211H158V210ZM202 209H204V208H202ZM209 210H211L210 208H208ZM207 209V210H208ZM92 210H91V212H92ZM101 210V211H102ZM168 210V211H167ZM169 210H171V211H169ZM208 210V212L207 213H209V214H213V212H210ZM220 210V211H219ZM226 210V213L228 212V210L227 209H225ZM240 210V211H239ZM243 210H245L244 212H243ZM248 210H250L249 212H246V211H248ZM251 210H253V211H251ZM256 210V211H255ZM98 210H96L95 212H97ZM101 211H98V212H101ZM104 212H106L105 210H103ZM112 211V212H111ZM117 211V212H116ZM157 211L160 213V215L161 216H163V214L165 215V216H167L166 218L168 219V217L173 221V223H172V221H171V232H170V229L167 231L168 232V235L169 234H172V236L175 238V240H172V236L170 237L171 239L170 240H172V241H170L169 240V238L168 237H166V236H168L166 233V229L165 228H169L168 226L166 227V226H164L163 224H165V223H163L162 224V221L163 222H165L164 220H166V224L168 223V221H169V219L167 220L164 216H163V218H165L164 220H163V218H160L161 216L159 215H157L156 213H157ZM161 211V212H160ZM185 211V212H184ZM196 211V212H195ZM93 212H94V210H93ZM92 212V214H94ZM120 212V213H119ZM153 212H154V214H153ZM169 213V216H168V213ZM171 212V213H170ZM202 212H203V210H202ZM206 212V211H205ZM251 212V215H253L254 213L253 212H255V214H257V215H255L254 214V216H251L250 215V218L248 217L249 216V213ZM260 212V213H259ZM101 213H103V212H101ZM107 213H108V210H107ZM119 213V214H118ZM158 213V214H159ZM177 213V214H176ZM238 214V218L237 219H235L234 217H233V215L234 216H236L237 214ZM259 213V214H258ZM91 214V215H92ZM96 215H99V213L97 214V213H95ZM94 214V215H95ZM150 214H152V215H150ZM214 214H216V215H214V216H217L218 215V213L216 212V213H214ZM245 214H246V216H245ZM95 215V216H96ZM108 216H109V213L107 214ZM112 215V214H111ZM155 215H157V217L155 218L154 216ZM172 215V216H171ZM179 217H178V216ZM198 215H199V218H198ZM201 215V216H200ZM220 215L221 214H219V217H220ZM240 215V216H239ZM107 216V217H108ZM114 216L116 217V218H114ZM150 216V217H149ZM173 216H174V218H173ZM194 216V217H193ZM205 218H204V217ZM223 216V215H222ZM226 216H230L231 217V219L229 220L228 219V222L229 221H234V222H229V225L232 223H234L235 225H230V226H237V227H231V229H230V226H227L226 224L228 223L227 222V218H226ZM92 217V216H91ZM113 217V218H112ZM174 219H172V218ZM208 217H210V218H208ZM212 217V218H211ZM218 217V216H217ZM233 217V218H232ZM237 217V216H236ZM242 218V220L241 221H239L241 218ZM246 217H248V218H246ZM259 218V222H258V218ZM156 220H155V219ZM157 218H160V219H157ZM176 218V219H175ZM193 218H194V220H196V218L197 219H202V218H204L203 220H199V221H197L198 223H201V226H200V224H199V226L200 227H203V228H205V232L207 231V230H209L208 231V233H209V235L207 236L206 234H208V233H203V234H201L202 233V231H201V233H200V235H204V236H206V240L209 238V236H210V238H209V240H207L208 241V243H209V247L211 248V245H213V243L215 244V245H213L212 247H214V249L212 250V248H211V251H212V253H209L210 252V248L207 246L208 244L207 243H205V246H207L209 249H206L205 248V246H204V248H203V246L202 245H200V246H202V247H200V249L201 250H199V251H197V248H198V245L197 244H199V243H197V244H193L192 243V245H191V243H190V245L189 246H187L188 244H189V242H195L194 241V239L192 238L193 237V235L191 234V233H194V232H196V230L194 231V229H196V226H197V230H200V229H203V228H199V226L196 224L195 225V223L196 222H194V226H192L193 224H192V221H190V222H188L190 219H192L193 220ZM208 218V219H207ZM245 218H246V221L247 222H245ZM254 218H255V220H254ZM257 218V219H256ZM155 220L152 224H150L151 222H152V220ZM207 219V220H206ZM211 219V220H210ZM213 219H215V221L213 220ZM223 220L224 219V221H222V223H220V220ZM248 219V220H247ZM251 219H253V220H251ZM123 220V221H122ZM162 220V221H161ZM250 220V221H249ZM157 221H160V224H159V222H157ZM169 221V222H170ZM205 221H207L206 222V224H205ZM212 221V222H211ZM239 222L241 225H242V227H240L241 225H238V223H236V222ZM254 221V222H253ZM256 221H257V223H256ZM209 222H210V224H209ZM216 222V223H215ZM223 222H225L224 224H223ZM249 222V223H248ZM251 222V223H250ZM176 223V224H175ZM214 223V224H213ZM220 223V225H218V224ZM245 223V224H244ZM252 223H256V224H252ZM139 224H141V226L139 225ZM155 224V225H154ZM158 224V226L156 227V225ZM169 224V223H168ZM167 224V225H168ZM186 224H189V226L193 229H190V230H192L193 232H191V233H189V231L188 232H186V233H184L183 231H184V229H185V226L184 225H186ZM192 224V225H191ZM204 226H203V225ZM216 224V225H215ZM252 224V225H251ZM153 225V226H152ZM161 225V226H160ZM163 225V226H162ZM169 225V226H170ZM205 225H206V227H205ZM210 225V226H209ZM254 225V226H253ZM152 226V227H151ZM157 228V230H156V228ZM160 226V227H159ZM173 226V227H172ZM207 226H209V227H207ZM224 226H225V228H224ZM140 227V228H139ZM161 227H163L162 229H159V228H161ZM182 227H183V230H182ZM187 227H188V225H187ZM187 227H186V229H187ZM190 227H188V228H190ZM194 227V228H193ZM223 227V228H222ZM238 227H240L241 229H242V231H241V229L240 228H238ZM253 227H254V230H253ZM257 227V228H256ZM199 228V229H198ZM213 228V229H212ZM217 228V229H216ZM220 228V229H219ZM226 228H227V230H226ZM237 229V231H233V229ZM152 229V230H151ZM165 229V230H164ZM207 229V230H206ZM222 229V230H221ZM238 229H239V231H240V233H238L239 231H238ZM257 229V230H256ZM182 230V231H181ZM189 230V229H188ZM214 230V231H213ZM218 230H220V231H218ZM226 230V231H225ZM140 231V232H139ZM147 231V232H146ZM162 231V232H161ZM186 231V230H185ZM218 231V232H217ZM229 233H228V232ZM231 231H233V233L231 232ZM255 231H256V233H255ZM144 232V233H143ZM153 232H155V234L153 233ZM164 232V233H163ZM182 232H183V234H182ZM217 232V233H216ZM228 233V236H227V233ZM251 232H253L252 234L253 235H251L250 233ZM161 233V234H160ZM175 233V234H174ZM187 233H189V234H191V238H192V240H189V242H188V240L186 239L187 237H188V234ZM199 233L197 234V233H195V235L196 236H194V238H196L197 237V235H198V237H199ZM214 233L217 235L216 237L217 238H215V235H214ZM238 233V234H237ZM258 233V234H257ZM122 234V235H123ZM166 234V235H165ZM185 234H186V238L184 237L185 236ZM237 236H236V235ZM243 236H242V235ZM246 234V235H245ZM249 234V235H248ZM255 234H256V237H255ZM128 235V236H127ZM156 235H157V237H156ZM164 235V236H163ZM179 235H182L181 237L179 236ZM235 235V236H234ZM239 235H241V237L239 236ZM258 235V236H257ZM121 236V234L119 235V237ZM159 236H160V238L162 239V240H160V238H159ZM176 236V237H175ZM232 237V238H230V237ZM233 236L234 237H236L237 238V240L235 239L234 241H238V243H239V240H242L241 242H242V244H238L237 242H234L233 241ZM239 236V237H238ZM247 236V237H246ZM250 236H251V238H250ZM123 237V236H122ZM125 237H123V238H125ZM128 237H130V239L128 238ZM150 237V238H149ZM244 237V238H243ZM253 237H254V239H253ZM138 238V239H137ZM164 238V239H163ZM166 238H168V239H166ZM182 238V239H181ZM184 238L187 240H185V242L186 243H184L183 244V242H182V240H184ZM190 238V237H189ZM190 238V239H191ZM224 238V239H225ZM249 239L250 241L252 240V242L250 243V241L248 242L247 241V239ZM122 239V238H121ZM197 239H199V238H197ZM196 239V240H197ZM201 239H202V237H201ZM239 239V240H238ZM245 239V240H244ZM126 240V239H125ZM127 240V241H128ZM167 240H169V242H172V243H174L175 242V244H172V243H170L171 244V246L169 245V242L167 241ZM202 240H205V237H204V239H202ZM258 240V241H257ZM140 241V242H139ZM164 241V242H163ZM174 241V242H173ZM201 241V240H200ZM207 241H205V242H207ZM227 241V242H226ZM230 241V242H229ZM141 242H143V244L141 243ZM149 242H150V244H149ZM155 242V243H154ZM165 242H167V244L166 245H164L165 244ZM187 242H188V244H187ZM199 242V241H198ZM202 242V241H201ZM200 242V243H201ZM257 242H259V244L257 243ZM262 242V243H261ZM228 243L230 244V245H228ZM245 243H247V245L245 244ZM260 243H261V246H260ZM141 244V245H140ZM187 244V245H186ZM201 244H203L204 245V241H203V243H201ZM225 244V245H224ZM250 244V246L251 247H253V249H251V247L250 246H248ZM253 244H255V245H253ZM258 244V245H257ZM162 245V246H161ZM172 245H175V247H176V245L178 246L177 248L179 249V246H180V249H181V251H180V249L178 250V249H175V251H177L178 250V253L176 254V255H174L175 254V251H174V247L172 246ZM194 245V246H193ZM257 245V246H256ZM173 247L172 249H171V251H169L170 249V247ZM187 246V247H186ZM192 246H193V249H192ZM235 246V247H234ZM260 246V247H259ZM190 247V248H189ZM194 247H197L196 248V250L194 249ZM246 247V248H245ZM248 247H249V250H248ZM135 248H134V251H135ZM261 248H262V252H261ZM205 249V251H204V253H203V250ZM139 250V251H138ZM156 250V251H155ZM195 250V251H194ZM221 250H222V252L223 253H221ZM257 250V251H256ZM172 251H174V252H172ZM179 251H180V253L181 252H183V256H182V254H180L179 253ZM185 251V252H184ZM197 251V253L198 252H200V251H202L201 253H203V255H207V256H209V255H212V257H209L210 258V260L211 261H206V259H209V258H207V257H205L204 256V258H203V255L202 254H198L197 256H199V258H200V260H199V258H198V260H199V262H198V260H195L196 258V254L197 253H195ZM207 251H209L208 253H207ZM219 251V250H218ZM234 251V250H233ZM256 251V252H255ZM259 251V252H258ZM205 252L207 253V254H205ZM258 252V253H257ZM5 253V252H4ZM142 253H143V255H142ZM172 253H174V254H172ZM242 253V254H241ZM255 253V254H254ZM263 253V254H262ZM6 254L7 255H9L10 254V252L8 251V248L6 249ZM174 255L175 257L177 256V255H179V256H177V258H175L174 256H172V255ZM184 254H185V256H184ZM187 254V255H186ZM189 254V255H188ZM139 255V256H140ZM145 255H147V256H145ZM159 255V256H158ZM201 255V256H200ZM157 256V257H156ZM187 256V257H186ZM244 258H243V257ZM146 257V258H145ZM184 257L187 259H185L184 260ZM192 258V260H191V258ZM229 257V256H228ZM243 258L244 259V261H243V259H241L240 261H239V258ZM251 257H252V259H251ZM142 258V257H141ZM173 258H175V259H173ZM234 258V259H233ZM257 258H259V259H257ZM168 259H169V261H168ZM201 259H202V261H201ZM203 259H205V260H203ZM214 259V260H215ZM249 259H251L252 261H249ZM258 260L257 262H255L256 260ZM215 260V261H216ZM255 260V261H254ZM261 260V261H260ZM197 261V262H196ZM201 261V262H200ZM204 261H205V263H204ZM226 261H227V263H226ZM233 261H235V262H233ZM146 262H149L148 260H146ZM189 262V263H188ZM217 263H218V261H216ZM228 262H230V263H228ZM262 262V263H261ZM212 263H213V261H212ZM217 263H215V264H217ZM219 263V264H220Z\"/></svg>",
	"mask_w": 264,
	"mask_h": 264
}]
</instances>
